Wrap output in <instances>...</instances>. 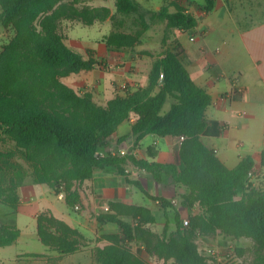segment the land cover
I'll use <instances>...</instances> for the list:
<instances>
[{"label":"trees","instance_id":"trees-1","mask_svg":"<svg viewBox=\"0 0 264 264\" xmlns=\"http://www.w3.org/2000/svg\"><path fill=\"white\" fill-rule=\"evenodd\" d=\"M87 1L0 0V24L14 31L0 52V203L17 210L19 190L31 181L62 193L67 205L75 208L81 205L80 185L109 166L128 184L143 190L139 182L129 178L126 166L132 163L156 182L170 176L186 190L179 206L186 210L197 207L200 213L183 227L180 210L175 209L176 230L171 232L167 224L163 234L156 235L145 229L155 223L147 209L113 203L111 212L100 215L98 221L101 226L116 224L120 234L107 237L111 245L92 250L93 264H151L132 252V243L164 262L219 264L196 243L200 236L219 234L250 239L255 247L253 264H264V187L249 177L258 170L257 160L259 176L264 174V150L257 158L245 157L229 169L202 142L201 134L208 126L205 112L212 98L192 80L180 59V47L164 50L146 85L130 87L105 105L63 82L73 74L101 66L92 51L85 57L68 47L61 32L63 21L92 26L111 20L114 28L104 42L111 51H125L141 44L149 21L188 32L196 28L197 18L177 3L151 11L136 0H115L116 14L122 17L117 21L109 8H91L85 5ZM203 1L202 11L211 13L216 0ZM129 18H135L141 27L136 34L122 31L123 19ZM167 40H163L164 47ZM133 117L131 152L147 135L180 138L184 170L179 171L175 164L150 163L132 153H100L109 149L119 126ZM156 200L165 208L171 206L168 200ZM121 216L133 218L135 225ZM36 222L40 242L60 257L76 254L86 246L78 230L50 211L41 212ZM19 237L16 226H0V248L14 245Z\"/></svg>","mask_w":264,"mask_h":264},{"label":"crops","instance_id":"crops-1","mask_svg":"<svg viewBox=\"0 0 264 264\" xmlns=\"http://www.w3.org/2000/svg\"><path fill=\"white\" fill-rule=\"evenodd\" d=\"M176 2L197 18L198 24L194 30L185 32L172 29L167 45L161 46L160 52L153 56L142 55L138 50L140 45L133 50L111 51L103 39L97 43V49L89 47L83 56L87 57L88 51H92L96 61L101 63L98 57L106 56L111 62L125 64L123 69L115 66V70H111L112 75L108 76L104 74L101 63V66L93 70L71 75L73 77L68 86L80 94H92L95 103L105 105L122 92L120 84L113 81L114 76L125 77L130 87L144 86L149 81V73L154 63L163 57L164 50L178 46L182 51L180 59L192 80L212 98V103L205 112L208 126L201 134V140L216 152L227 168L234 169L243 158H257L264 150V0H216L215 8L209 14L202 11L203 0ZM245 4L252 9L253 16L249 18L239 12ZM66 37L67 42L73 41L71 33ZM129 65L132 70L128 77L126 74L129 73ZM228 94H232L231 98L222 100ZM134 122L133 117L121 124L111 137L109 149H101L100 153L115 154L125 150L126 153H132L150 163L175 164L179 171L184 170L185 165L179 154L182 142L180 138L147 135L131 152L134 141L131 126ZM256 164L259 170L258 160ZM126 170L129 178L139 182L143 190L128 184L117 174L114 167L109 166L96 171L92 180L80 185L81 205L77 206L78 210L69 207L63 194H58L48 185L26 181L19 190L20 205L17 210L0 203V226H16L20 230V237L12 246L26 243L28 238L40 242L36 219L41 212L50 211L57 219L78 230L86 244L78 253L86 254L89 249L92 259V250L95 247L111 245L107 237L120 234L116 224L101 226L98 221L100 215L111 212L113 203L147 209L153 215L155 223L147 224L145 229L156 235H162L167 224L171 232L176 230L175 209L180 210L183 227L191 216L200 213L197 207L186 210L179 206L181 195L186 190L177 186L170 176L164 175L161 182H156L151 175L139 170L132 163L126 166ZM156 199L168 200L171 206L165 208ZM105 208L109 210L105 211ZM28 213L32 215L29 225ZM120 218L135 225L131 217ZM242 240L219 234L213 238L200 236L196 243L206 254L213 251L217 261L223 264L225 254L233 247L238 248ZM130 245L134 254L151 264H173L172 261L164 262L150 256L138 243ZM42 246L39 252L17 254L14 260L0 258V264H18L19 261L24 264H44L43 262L62 258L43 244ZM30 255L43 258L27 257Z\"/></svg>","mask_w":264,"mask_h":264},{"label":"rangeland","instance_id":"rangeland-1","mask_svg":"<svg viewBox=\"0 0 264 264\" xmlns=\"http://www.w3.org/2000/svg\"><path fill=\"white\" fill-rule=\"evenodd\" d=\"M142 7L149 9L151 11H158L162 6H169L172 2L177 3V0H136ZM185 1V0H182ZM178 4V3H177ZM86 6L91 8H109L111 13L116 15V20H121L122 17L116 14L115 0H89L85 3ZM251 8L248 4H245L243 8L239 9V12H243L248 18L253 16ZM171 11H174V7L171 8ZM135 18L123 19L125 24L122 31L136 34L140 29V25L134 22ZM250 23V21H249ZM245 24V23H244ZM111 20H107L103 23L96 22L92 26H87L79 21H63L61 24V32L65 36H69L71 33V40L67 42L69 48L80 55H86V49L93 47L97 49L99 42H101L106 35H108L113 30ZM165 23H160L158 21H149V28L145 31L141 44L138 46V50L141 51L142 55H157L163 46V40L165 37L168 40L171 38V33ZM14 36V31L12 28H5L0 24V52L3 50V47L8 44V42ZM167 40V43H168ZM167 45V44H166ZM144 55V56H145ZM135 56V54L133 55ZM98 60L101 61L102 67L105 75H112L111 70H115V66H120L123 69L125 64L117 61L111 62L108 57L104 56L98 57ZM129 73L126 76L129 77L132 67L127 66ZM73 76L64 79V82L68 85L70 84V79ZM107 78V77H106ZM70 81V82H69ZM113 81L117 84H120L121 94L124 91H127L130 86L127 79L114 76ZM1 144V143H0ZM253 181L258 187H264V174H260L259 177L254 176ZM32 215H27V224H30V219ZM36 239V238H35ZM43 248L41 242L37 239L28 238L26 243H20L18 246H11L6 248H0V258L6 260H14L17 254H23L26 252H39ZM212 256V255H210ZM217 260V256H213ZM255 258V247L254 243L250 239H243L242 244L238 248L233 247L229 252L225 254V259L222 262L223 264H253ZM44 264H93L89 249L86 254L78 253L74 256H66L62 258H55L52 262H43ZM219 263V262H218ZM18 264H24L23 262H18ZM220 264V263H219Z\"/></svg>","mask_w":264,"mask_h":264},{"label":"built area","instance_id":"built-area-1","mask_svg":"<svg viewBox=\"0 0 264 264\" xmlns=\"http://www.w3.org/2000/svg\"><path fill=\"white\" fill-rule=\"evenodd\" d=\"M191 40H194V39L192 38ZM231 96H232V94L225 95L224 97H222V100H229L231 98ZM115 154L126 155V151L123 150V151H120V152L115 153ZM254 176L259 177V171L257 169H255V171L250 172V174H249V177L251 179H253ZM75 208H76V210L79 209V207H77V206ZM108 210H109L108 208H105V211H108ZM208 254L209 255H212V256H215V254L213 253V251H208Z\"/></svg>","mask_w":264,"mask_h":264}]
</instances>
